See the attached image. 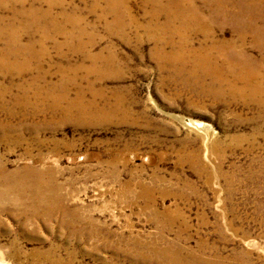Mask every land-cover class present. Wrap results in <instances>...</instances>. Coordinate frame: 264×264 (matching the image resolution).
Segmentation results:
<instances>
[{"label":"rangeland","instance_id":"1","mask_svg":"<svg viewBox=\"0 0 264 264\" xmlns=\"http://www.w3.org/2000/svg\"><path fill=\"white\" fill-rule=\"evenodd\" d=\"M60 1L0 38V177L64 212L0 199V264H264V0Z\"/></svg>","mask_w":264,"mask_h":264},{"label":"bare ground","instance_id":"2","mask_svg":"<svg viewBox=\"0 0 264 264\" xmlns=\"http://www.w3.org/2000/svg\"><path fill=\"white\" fill-rule=\"evenodd\" d=\"M181 1L183 2L184 0H181ZM181 1L175 2L176 3L175 5L180 6ZM204 1H208L211 3V0H204ZM260 1H262V0H260ZM192 12H193V14L195 13L196 15H198V13H199V12L197 13V11H195V9H193ZM199 15H198V18H199ZM249 17H253V16L249 15ZM61 18H62V11H61V1L60 0H0V38L4 37L7 40H9V42L7 43V51L9 53H13L16 49V46H17L16 42H17V40L20 39L21 36H24V35L28 36V37L38 36L40 38L46 39L50 36V34H51L50 32L52 29L54 30L53 32H55L57 30V27L59 25ZM170 18H171V16H169V19ZM207 22H209V21H207ZM210 22H211V19H210ZM207 25L209 27L211 26L209 24H207ZM208 30L209 29H207V31ZM243 32H245V31H243ZM207 33H209V32H207ZM254 34H255L256 38L264 37V29L263 30H260V29L255 30V28H254ZM244 35H245L244 33H241L240 37L244 36ZM225 42H227V41H225ZM227 43H229V42H227ZM230 43H233V42H230ZM258 43H260V42L256 39V44H258ZM223 44H224V42H223ZM226 46H228V45H226ZM211 47L213 49L217 50L216 47H214V46H211ZM263 47H264V44H263ZM207 52L206 53L204 52L205 53L204 57L206 60H210L211 62H209L210 65H208V67L205 68L204 71L206 73L208 72V73L212 74L214 77H216V79L218 81L222 82L225 78V72H228L234 66H233V64L230 63L231 62L230 61L227 64H225V66L221 65L222 68L224 67V69H225L224 71L219 70V67H220L219 63L220 62L216 58L211 60L210 57L207 55ZM218 53H219V51H218ZM172 58L175 59V57H172ZM219 58H221V57H219ZM222 58H225V57H222ZM226 59H225V61H226ZM245 59L243 58L244 62H245ZM202 61H203V59H202ZM220 61H221V59H220ZM248 61H249V59H248ZM259 62H260V60H259ZM206 66L204 65V67H206ZM244 74H245V72H244ZM235 76L242 78L240 72L236 73ZM237 79H239V78H237ZM253 79H254L253 74H248L247 80H245L246 84L252 82ZM228 85H229V83H228ZM258 85H259V83H258ZM29 171L32 173V177L29 179H26V180H19V178L14 176L15 173H13L11 175L12 177H8V178H6L5 176H2L4 178V180H2V181L6 184L0 190V199H2L3 197H6L8 194H13L16 198V202H20V203L27 202V204L31 205V208L34 212L35 211H40V212L44 211V214L51 213L50 214L51 216H56L58 214L57 213L58 211H60V212L63 211L61 203H60V198L55 193H52V191H51L50 180H44L43 179L44 173L41 171H33V170H29ZM13 176H14V178H13ZM2 177H0V178H2ZM32 210H31V212H32Z\"/></svg>","mask_w":264,"mask_h":264}]
</instances>
